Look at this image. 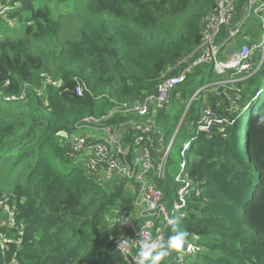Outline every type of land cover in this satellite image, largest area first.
I'll list each match as a JSON object with an SVG mask.
<instances>
[{"label":"trees","instance_id":"16d2710c","mask_svg":"<svg viewBox=\"0 0 264 264\" xmlns=\"http://www.w3.org/2000/svg\"><path fill=\"white\" fill-rule=\"evenodd\" d=\"M5 5L12 9L0 15V28L8 20L20 25L14 38L0 40V218L7 219L8 207L16 226L0 231L22 242L0 247V264L15 256L16 264H126L114 240L134 211L137 185L92 176L86 164L75 165L79 155L69 157V144L57 134L72 135L84 120L105 117L100 125L124 130L122 141L134 149V118L120 111L156 95L164 79L187 68V57L199 55L218 0H0ZM248 7L249 0H236L238 19ZM252 15L262 28L264 13ZM65 19L73 28L62 41ZM216 44L225 53L242 45L229 39V27ZM203 67L188 75L157 118L163 127L175 112L177 129L191 98L215 82L225 83L197 95L179 135L194 130L208 105L221 120L238 108L229 117L235 125L185 134L186 142L193 140L187 172L204 190L189 198L179 224L189 240L200 236L204 248L185 264H264V125L257 124L264 115V59L250 78L238 70L220 77L212 68L206 77ZM233 74L238 81L227 83ZM156 185L173 200L174 179ZM164 232L165 240L172 235L170 228ZM164 264H179L177 255Z\"/></svg>","mask_w":264,"mask_h":264},{"label":"built area","instance_id":"2783aa9c","mask_svg":"<svg viewBox=\"0 0 264 264\" xmlns=\"http://www.w3.org/2000/svg\"><path fill=\"white\" fill-rule=\"evenodd\" d=\"M11 9L7 5L0 7V15L8 14ZM237 13L236 0H218V7L206 19L203 33L204 41L199 49V55L187 57L184 60V62L189 63L187 68L180 69L176 76L164 79L158 85L156 95L137 101L120 111V113L134 118L129 122L135 132L131 159L128 154L129 149H125L122 139H118L111 128L100 125L105 117L101 119L90 117L84 120V124L78 126L77 130L99 128L109 135L107 140L100 136H77L75 133L70 135L63 131L57 134L63 142L69 144V157L74 159L78 155L86 156V167L92 176L106 182L123 179L137 185L134 211L125 217L122 225L123 230L114 240V246L123 256L126 264H135L138 251V244L136 243L139 239L138 233L142 231L152 239L165 240L166 219L179 218L180 221L185 219L188 216L189 198L200 196L204 192L203 188L195 183L187 172V153L193 140L185 141L181 148L180 154L183 161L180 164L179 174L174 178L177 190L173 200L168 201L164 191L156 185L157 181L165 180L169 176L167 172L168 159L181 129H176L171 144L165 147L162 137L164 134L157 122L158 113L166 111L170 107L172 93L186 82L188 75L196 67L208 65L215 71L216 75L223 77L236 70H238L236 71L237 74L243 73L241 66L251 60L255 53H261L262 59H264V37L261 36L260 41H256L251 34L246 33L247 22L252 13L256 15L264 13V2L262 0H249V7L245 16L238 19ZM235 21L237 22L234 24ZM223 27H229L230 40L236 42L238 37L242 38L244 45L239 50L225 53L216 44V38ZM262 29L264 30V18ZM224 83L215 82L203 86L191 98L186 110H189L191 103L201 91H206L209 88L217 90ZM78 94L81 95L80 89H78ZM14 99L15 97H12L7 100ZM219 120L221 119L218 117L215 107L208 105L203 110L199 121L192 124L195 127L194 132L196 134L200 132L210 133L215 124L220 125ZM5 209L8 212L5 224L13 229L16 226L14 212L8 207ZM123 240H127V246L118 250V245ZM189 241L192 243L193 248L190 252L187 249L185 250L183 264L189 258L197 256L204 250L200 236L193 235ZM21 242V237L13 238L0 231V247L2 250L12 244L19 246ZM16 263L15 256L11 264ZM178 263L180 264L179 259Z\"/></svg>","mask_w":264,"mask_h":264},{"label":"rangeland","instance_id":"374dc122","mask_svg":"<svg viewBox=\"0 0 264 264\" xmlns=\"http://www.w3.org/2000/svg\"><path fill=\"white\" fill-rule=\"evenodd\" d=\"M8 22H9L10 26H8L6 28L7 24L4 23L3 28L2 27L0 28V40L4 39L6 37L7 38L8 37L14 38V36L16 34L15 31H17L18 26L20 25L18 21L16 22V21H9L8 20ZM63 22H64V27L61 30V36L60 37H61L62 41H65L66 37L69 35L70 31L73 28L71 26L73 24H71V22L69 23L68 19L63 20ZM246 29L248 32H250L253 35L255 40H259V38H261V36L264 37V30L261 28V20L259 18H257L255 15H251V17L249 18V20L247 22ZM70 34H72V33H70ZM237 41L241 44L244 43L241 37H238ZM238 50H239V48H238ZM262 67H263V59H260L257 56H253L251 60L247 61L246 63H244L241 66V71H243V73L246 77L250 78V77H254L255 75H257V73L262 69ZM210 68L211 67L208 65H205L202 68L206 77L208 76ZM43 76H46V75L43 74ZM236 81H238V75L233 74L229 78L227 83H234ZM208 83H209V80L207 79L205 84H208ZM237 111H238V108H236V107L229 108L228 109L229 117H234ZM229 117H227L226 119H223V120H219V123H220L222 129H224L228 125H230V126L235 125L236 119H230ZM176 120H177V114L175 112H173L171 115V118L164 124L163 127L161 125H159L162 133L164 134L162 137L164 140V146L165 147L169 146L171 144L173 138H174V134L176 131V129H174V126L176 124ZM242 124H243V119H242ZM186 133H190L191 136L195 135L194 130L192 128H190L188 130L184 129L183 132L177 137L175 145L170 152V156L168 159V165H167V172L169 174V177H171L172 179H174L179 174L180 169H181L180 164L183 161V158L180 154V151H181V148L183 146V143L185 142V139H186L185 134ZM92 134L98 135L102 138H105L106 140L109 137V135L105 131H103L102 129H99V128L98 129H88V128L87 129H79L75 132V135H77V136L95 137ZM114 134L116 135V137L118 139H123L120 135V134L124 135L123 130H120L118 134L114 132ZM124 146L126 149L125 144H124ZM84 156L85 155H79L77 160L74 161L75 165H81L82 163L86 164L87 160ZM114 180H116V179H114ZM114 180H112V181H114ZM121 180H123V179H121ZM123 181H126V180H123ZM109 182H111V181H109ZM129 185H130V183H129ZM127 188H129V186ZM137 190H138V187L136 188V190L134 189L135 195L137 193ZM4 215H5V213H4ZM4 218L3 217H2V219L0 218L3 221V224H1V221H0V227L5 224ZM123 220L124 219H122V221ZM114 221H115V219L113 220V217H108L106 219V223H112V225H113Z\"/></svg>","mask_w":264,"mask_h":264},{"label":"clouds","instance_id":"9594fccd","mask_svg":"<svg viewBox=\"0 0 264 264\" xmlns=\"http://www.w3.org/2000/svg\"><path fill=\"white\" fill-rule=\"evenodd\" d=\"M258 126L264 125V115H258ZM179 218H167L165 221V228H170L172 235L166 240L152 239L146 236L142 231L138 233L139 239L136 241L138 244V251L135 257V264H164L174 253L183 264V256L187 251L193 248L192 243L189 241V233L182 231L179 228ZM127 246V240H123L118 245V250Z\"/></svg>","mask_w":264,"mask_h":264},{"label":"crops","instance_id":"0c3cea01","mask_svg":"<svg viewBox=\"0 0 264 264\" xmlns=\"http://www.w3.org/2000/svg\"><path fill=\"white\" fill-rule=\"evenodd\" d=\"M244 45V43L241 45V47ZM123 134H124V130H123ZM92 135H94V134H92ZM94 136H98V135H94ZM129 149V151H128V154H129V156L131 155H133V152H132V150H131V148L130 147H128V146H126V150H128ZM82 164H84V163H82Z\"/></svg>","mask_w":264,"mask_h":264},{"label":"water","instance_id":"95a60500","mask_svg":"<svg viewBox=\"0 0 264 264\" xmlns=\"http://www.w3.org/2000/svg\"><path fill=\"white\" fill-rule=\"evenodd\" d=\"M187 112H188V110H186V112H185V115H184V117H183L182 121L180 122V124H179V126H178V129H180V128H181V126H182V123H183V120L185 119Z\"/></svg>","mask_w":264,"mask_h":264}]
</instances>
